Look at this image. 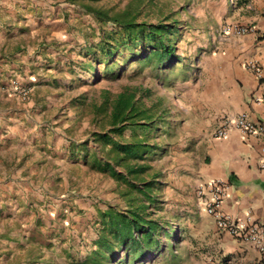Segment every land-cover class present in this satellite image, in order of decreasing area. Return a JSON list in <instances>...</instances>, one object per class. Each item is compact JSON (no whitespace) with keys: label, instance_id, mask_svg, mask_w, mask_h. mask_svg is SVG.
I'll use <instances>...</instances> for the list:
<instances>
[{"label":"rangeland","instance_id":"1","mask_svg":"<svg viewBox=\"0 0 264 264\" xmlns=\"http://www.w3.org/2000/svg\"><path fill=\"white\" fill-rule=\"evenodd\" d=\"M83 5L106 12L108 16L126 13L135 23L171 26L166 44L173 48L175 60L168 63L152 60L146 64L134 59L135 51L125 49L115 54L111 68H107L100 53L101 41L105 33H117L118 28L110 23H96ZM8 6L4 10H13L17 17H14L15 22L3 18V26L16 29L10 37L19 46L20 54L27 48L30 49L27 51L42 49L48 55L45 61L53 68L54 78L42 84L46 94L35 99V105L42 106L32 111L38 113L29 115L31 124H37L31 136L34 152L52 160L53 175L48 189L55 200L53 219L61 217L63 221H58L62 227L53 222V229L57 232L59 228L65 229L68 233L67 250L60 248L56 240L58 247L53 264H81L86 253L93 249L98 211L104 210L106 205L117 209L125 207L120 194L126 187L91 170L84 162L90 160L93 152L97 156L103 154L91 135L107 129V119L94 116L92 105H99L105 95L111 100L125 87L138 89L135 96L141 98L143 106L156 103L166 123H170L163 126L159 122L161 118H155L156 127L152 128L147 142L157 149L143 162H138L148 167L139 179L153 182L152 196L156 202L147 205L146 212L149 219L157 222L158 229L153 236V251L143 260L129 264H198L203 261L191 256L194 244L199 247V240L195 235L197 227L191 225L187 217L185 190L174 185L173 179L164 185L162 171L173 167L171 153L181 131L179 118L171 111L175 109L178 113V97L187 92L186 84L199 77L201 67L206 73V59L217 54L210 44L209 32L215 29V36H219L223 27V15H220L223 0H15ZM35 51L31 55H36ZM13 81L27 90L25 96L14 90ZM11 82L8 88L19 103L32 100L30 86L15 80ZM129 136L130 133L124 131L118 141ZM61 161L66 166L60 169ZM60 196L65 197L62 199L65 212L59 215ZM72 230L82 235L81 243H76L69 234ZM109 264L122 263L114 260Z\"/></svg>","mask_w":264,"mask_h":264},{"label":"crops","instance_id":"2","mask_svg":"<svg viewBox=\"0 0 264 264\" xmlns=\"http://www.w3.org/2000/svg\"><path fill=\"white\" fill-rule=\"evenodd\" d=\"M14 1L0 0V264H53L57 241L60 248L68 249V233L53 229V222L62 227L58 224L62 220L53 219L55 200L48 189L52 160L34 152L31 136L37 124H31L29 116L42 106L35 105V99L46 94L42 84L54 78L53 68L42 49L33 48L36 55L28 48L20 54L10 37L16 29H4L3 18L15 22L17 17L13 10H4ZM220 15L223 24L253 26L255 35L219 40L215 29L209 32L217 54L206 59V73L201 67L199 77L186 84L187 92L178 97V113L171 111L179 118L181 131L171 153L173 167L162 171V183L173 179L174 185L185 190L187 217L197 227L199 240L191 256L203 258L198 264L207 260L264 264V257L252 246L219 232L196 197V190L204 184L221 180L228 188L219 211L240 225L264 223V168H259L264 158V134L251 137L230 132L223 139L209 137L223 118L237 114L264 126V0H223ZM248 61L263 69L262 78L245 70ZM12 80L30 86L32 100L19 103L8 88ZM166 120L162 117L159 122L168 126ZM62 165L66 166L61 161L60 169ZM62 199L65 197L58 199L59 215L65 212ZM69 234L76 243L83 240L73 230Z\"/></svg>","mask_w":264,"mask_h":264},{"label":"trees","instance_id":"3","mask_svg":"<svg viewBox=\"0 0 264 264\" xmlns=\"http://www.w3.org/2000/svg\"><path fill=\"white\" fill-rule=\"evenodd\" d=\"M83 7L96 23H110L118 28L117 33H105L101 41L100 53L107 68H111L115 54L125 49L135 51L134 59L146 64L152 60L156 63L175 60L173 48L166 44L171 26L160 23L144 25L127 18L126 13L108 16L99 9ZM137 91V88L125 87L111 100L105 95L99 105H92L94 116L101 115L107 119V129L91 135L103 154L97 156L93 152L90 160L85 159L84 162L91 170L126 187L120 194L125 207L117 209L106 205L104 210L98 211L93 249L86 253L81 264H109L114 260L122 264L134 263L143 260L154 249L153 236L158 224L149 219L146 212L147 205L156 202L152 196L154 186L152 181L139 179L138 176L148 167L138 165V162H143L150 152L157 149L147 141L152 128L156 127L155 118L160 119L163 114L158 111L156 103L143 106L141 98L135 96ZM124 131H128L130 136L118 141Z\"/></svg>","mask_w":264,"mask_h":264},{"label":"built area","instance_id":"4","mask_svg":"<svg viewBox=\"0 0 264 264\" xmlns=\"http://www.w3.org/2000/svg\"><path fill=\"white\" fill-rule=\"evenodd\" d=\"M255 35L253 26H242L238 24H223L219 31V40L228 37H240ZM245 70L257 79L263 77V69L255 61H248L244 65ZM11 86L21 96L27 94L16 82H11ZM258 101V100H257ZM230 132L238 133L242 136L258 137L264 134V126L251 122L245 114H237L232 117L223 118L219 125L213 128L209 137L211 139H223ZM259 168H264V158L259 161ZM227 184L221 180H211L196 190L197 200L207 216L212 217L214 226L221 233L228 234L232 239L239 240L252 246L259 255L264 257V223H248L240 225L229 216L219 211L220 204L227 190ZM205 264H225L222 261L207 260Z\"/></svg>","mask_w":264,"mask_h":264}]
</instances>
